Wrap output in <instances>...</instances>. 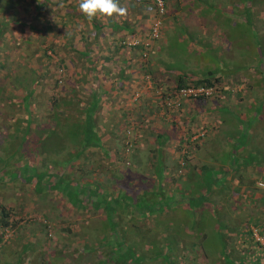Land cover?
I'll list each match as a JSON object with an SVG mask.
<instances>
[{"label": "rangeland", "instance_id": "obj_1", "mask_svg": "<svg viewBox=\"0 0 264 264\" xmlns=\"http://www.w3.org/2000/svg\"><path fill=\"white\" fill-rule=\"evenodd\" d=\"M15 8L12 0L0 2V18L4 20L3 34L0 33V207L11 208L6 219L13 222L11 226L0 225V264H100L107 258L112 261L109 264H227L226 257L247 264H255L253 259L259 257L264 264V247L249 242L244 230L258 226L264 232V32L258 28L251 31L249 27L244 36L240 30L228 32L224 37L234 44L232 48L239 55L227 49L220 52L219 43L215 46L212 41L200 54L188 53L183 50L185 42L178 47L172 35L166 34L160 54L162 62H171L170 65L182 68L186 75L195 72L196 77L217 76L221 83H217V92L201 99H181L178 106L169 109L159 96L166 82L151 76L162 83L156 84L154 90L163 111L172 113L166 133H135V119L128 115L120 119L123 133L116 135L122 138L121 147L115 141L118 155L111 158L114 161L111 165L109 157H101V150L94 147L86 148L77 158L50 162L35 152L38 139L34 131L22 142L6 131L9 129L5 127L7 109H14L21 93L40 80L31 93V109L38 116L25 121L29 129L37 128L32 121L36 119L51 128L52 121L43 117L49 112L48 95L55 92L69 108L72 104L76 110L80 109V96L75 87L67 84L66 68L52 49L40 48L38 38L32 39L28 33L25 37L26 27L14 22ZM19 33L21 38H17ZM137 45L141 54L142 45ZM147 55L144 52L143 59ZM58 66L64 70L59 83ZM172 84L167 86V91ZM135 93L131 92L127 105L137 101ZM145 122L149 124L154 119L145 118ZM205 123L208 127L195 129ZM128 128L131 146L125 151ZM200 130L203 134L193 140L191 136ZM134 140L137 146L133 145ZM241 140L242 146L234 151L235 144ZM77 149L80 150L79 146ZM250 150L253 155L249 157ZM110 153L114 154L113 150ZM162 162L167 170L158 178L157 164ZM201 176L217 182L210 181L209 187L199 185ZM90 184L96 191L93 192ZM204 192L200 206L204 207L207 224L214 232H207L203 238L195 234L188 237L184 230L174 231L182 239L178 241V249L171 250V262L164 253L177 239H164L167 227L177 229L175 222L187 214L181 205L187 206L192 197ZM164 193L172 195V200L164 199L165 212H159L160 207L153 205L141 206L144 197L154 198L161 205ZM105 197L111 198L114 208ZM190 212L195 216L196 212ZM216 226L222 227V238L218 237ZM123 228L125 238L119 237ZM156 232L160 236L153 234ZM221 240L225 243L223 251L213 248ZM95 242L97 245L92 248L90 244ZM24 244L26 248L21 250ZM139 244L145 245L135 249ZM188 244L185 250L183 247ZM101 249L103 255L107 254L104 258ZM156 249L160 256L154 261L151 257L142 258ZM182 251H188L189 258H183Z\"/></svg>", "mask_w": 264, "mask_h": 264}, {"label": "crops", "instance_id": "obj_2", "mask_svg": "<svg viewBox=\"0 0 264 264\" xmlns=\"http://www.w3.org/2000/svg\"><path fill=\"white\" fill-rule=\"evenodd\" d=\"M12 1L16 5L14 22L26 27L25 37L28 33L32 39L38 38L40 48H51L64 64L67 75L65 80L76 88V93L80 96L81 111L75 115L85 118L82 108H93L90 117L93 119V131L99 137V144L89 148L100 149L101 157H109L110 165L114 162L111 158L117 154L115 141L121 147L122 138L118 139L116 135L123 133L121 118L132 116L135 119V133L140 135L166 133V124L172 113L165 109L163 111L161 99L155 92L156 84L161 82L154 79L164 80L166 85L163 87L167 88L178 74L186 75L180 70L182 68L173 63L170 65L171 62H162L160 54L165 47L166 34L172 35L178 47L185 42L183 50L188 53L200 54L204 47L207 48L213 42L215 46L219 43L220 52L227 49L229 53L239 55L240 52L232 48L234 44L224 37L228 32L240 30L241 36H244L246 27L251 31L258 28L260 32H264V0H164L166 8L162 15L161 33L151 40L147 58L143 59L139 53L140 45L128 47L121 45L119 40L128 37L144 39L148 36L154 12L150 0H120L121 6L127 8L126 15L110 18L98 14L92 20H88L79 10V0ZM0 21L4 20L0 18ZM16 35L17 38L22 37L21 33ZM235 45L240 47L242 43ZM190 75L196 77L195 72ZM132 91L136 92L137 101L127 105ZM150 117L154 122L147 124L145 118ZM203 127H208L207 123L195 129ZM237 143L234 151L242 146L237 147ZM133 145L137 146L135 140ZM112 150L114 154L110 153ZM165 169V162L157 164L155 175L160 178L162 174H166ZM167 195V198L172 196ZM185 206L181 205L183 209ZM161 207L165 212L164 204ZM203 208L198 204L190 210L196 212L195 216L190 212L191 219L196 221L195 226H191L194 230L199 224L207 227ZM185 220L181 218L175 222L177 230L187 231L189 227L185 225ZM167 229L170 230L169 226ZM178 235L174 245H178L182 239ZM25 246L24 244L21 250Z\"/></svg>", "mask_w": 264, "mask_h": 264}, {"label": "trees", "instance_id": "obj_3", "mask_svg": "<svg viewBox=\"0 0 264 264\" xmlns=\"http://www.w3.org/2000/svg\"><path fill=\"white\" fill-rule=\"evenodd\" d=\"M18 24H21V23H18ZM3 27H4V21H0V33L1 34H3ZM43 54H44V52H43ZM1 62H2V59L0 58V65H1ZM187 75L178 74L174 78L171 88H176V87H179L181 85H186V84H206V85H209V84L214 83L215 85H217V87H218V84H221L220 79L215 75L207 74V75H202L200 77H190V76L187 77ZM32 79H33V75H32ZM39 82H40V80L34 81V83L30 85V88L25 93H21L20 102L15 104L16 106L14 109L12 107H11V109H7V110H9V114L6 115L7 120H6L5 127H6V129L7 128H9V129H7L6 131H9L11 133V135H14L17 139L19 138V142H22V141L28 139L30 132L34 131L36 133L37 139H38V142H37L36 148H35L36 149L35 152L40 153L46 160H48L50 162H52L53 160L63 161V160H68L69 158H70V160H71V158H77L86 150L85 149L86 147L94 146L95 144L98 143V140H99L98 135H96V133H94V131H93L94 123H93V119L90 117V113L92 112L93 108L91 106H89L87 108H82V112H84L86 117L85 118H79L75 114L79 113L81 111V109L76 110L72 104H70L72 108H69L66 105V102H64L60 99V95H57L55 92H53L52 94L48 95L49 106H48L47 110L49 112L44 114L43 117L47 118L49 121L51 120L54 127H51L52 130H50L51 128H49V126H45L46 125L45 123L41 124L36 119V120H32V121H35L34 126L37 128H30L29 129V125L27 124L25 119L26 118L35 119L38 116V114H35V116H34V113L31 109V107H32L31 106V93L34 91V87ZM53 86H54V84H52V87ZM166 89L167 88H163V89L161 88L160 89L159 96H160L161 100H162V97L165 93L164 90H166ZM219 91H221V90H219ZM198 98L201 99L203 97H198ZM21 104H22V106H20ZM31 113H33V114H31ZM0 114H2L1 111H0ZM12 118H17L18 119L17 122L16 121L10 122L9 119H12ZM29 122H31V120ZM39 123H40L41 127H39L40 126ZM16 124H18V125H16ZM45 128H47V129H45ZM53 141L56 143H54ZM242 142H243V140L238 141L236 146L237 147L241 146ZM1 143H3L2 140H1ZM52 143L54 144V146L51 147ZM3 144H5V143H3ZM67 144L70 145L71 147L74 146L75 148L69 149L66 146ZM78 146H79L80 150L77 149ZM47 147H50V148L46 149ZM249 152L250 153L248 154V156L250 157L251 155H253V153L251 152V150ZM77 154H78V156H76ZM179 159H181V158H179ZM182 164H183V161H182ZM210 181L217 182V181H214L213 179L208 181L207 178H202V176L200 177V180L197 182L199 183V185L203 184V186L206 185V187H209ZM90 185L93 186V184H90ZM87 189H88V191L91 190V189H89V187H87ZM92 190H93V192L96 191L95 186H93ZM207 191H209L208 188L205 189L206 193H207ZM205 192L203 193V195H202V193H200L199 195L192 197V199H191L192 201H190L189 204H187V206H185L186 208L184 210H186V212H187L186 217H185V219H186L185 225H187V227H189V228L187 229V231H184V232H185V235L188 237H190V234H195L196 237L200 235L201 237L204 238V236L207 232H214V231H212V229L210 230L211 227L208 224H207V226H208L209 230H208V228L206 230L204 228V225H200V224L197 226V229H198L197 231L194 230L193 228H191V226L192 227L195 226L196 221L194 219H191L190 210L193 209V207H195V205L201 204V202L205 198ZM101 194H103V193L101 192ZM88 196H91V195H88ZM243 196H247V195H243ZM164 197L167 198L168 195L166 193H164V196L161 197V198H163V201L160 200L161 205H159V203H157L154 198L147 200L148 198L144 197V200H142V201L140 200V202H142L141 206L144 207V206L150 205V207H151V205H153L154 207H160L159 212H164L162 210V207H161L162 204H165L164 203ZM168 199L172 200V198H170V197ZM105 200H107L109 202L108 205H110L111 207L114 208L115 203L112 204L111 198L109 199L108 197L107 198L105 197ZM121 206L124 207L123 205H121ZM10 210H11L10 207L8 208L7 206L4 207L1 205V207H0V225H6V224L8 225L9 224L11 226L13 224V222H8L6 219L8 214L11 212ZM208 218H210V217H208ZM213 219L215 222L216 216H213ZM219 219L220 218H218V220ZM121 225H122V223H121ZM169 228H170V230L167 229L168 231L165 233L164 239H170L172 237L174 238L179 233V232L175 233L174 231H180L177 229L173 230L171 228V226H169ZM216 228L218 229L216 231H218V233H220V236H218V237L222 238L223 237L222 236L223 231L220 230L222 227L216 226ZM244 230H246V233L249 235V237H248L249 242L254 243L256 246H259L260 248L264 247L263 245L258 243V241L254 240V238L251 234L250 228L247 227ZM257 230L261 235H264V232L260 231V228L258 226H257ZM236 231L239 232L240 229H238ZM100 232H102V231H100ZM157 232H159V231H157ZM157 232L153 233V234L156 235ZM168 232H170V233H168ZM159 234H157V236H160ZM125 236L126 235H125V229H124L123 234H120L119 237L125 238ZM96 237H98V235H96ZM193 244H195V243H193ZM96 245H97V242H95L94 244H90V246H92V248H95ZM144 245L145 244H143V245L139 244L138 246H134V248L135 249H142L144 247ZM176 246L177 245L173 244L171 247H169V250L164 253V254H166L168 260H170L171 262L173 261L171 250L174 249ZM188 246L189 245H187L186 247H183V248H186L185 250H187ZM213 246H214L213 248H215V249L220 248L219 250L223 251L222 247L223 248L225 247V243H223V241H222L221 244L217 243V245H213ZM24 248H26V246ZM176 249H178V248L176 247ZM85 250L87 251V249H85ZM103 250H104V248H103ZM103 250H102L101 255L104 258L105 255H107V254L104 253V255H103V252H104ZM113 250H115V249H113ZM117 251H119V250H117ZM133 251H135V250H133ZM131 254H132V251H131ZM135 254H136V251H135ZM203 255H204V252H203ZM89 256L92 257L91 255H89ZM158 256H160V253H159V250L156 249L151 254H144L142 256V258L146 259L148 257H151V258H153V259H151V261H154V259L157 258ZM162 256H163V254L161 255V257ZM182 256H183V258H189L188 257L189 256L188 251H186V252L182 251ZM116 257L120 258V256H116ZM107 259L102 263L100 262V264H103V263L109 264L110 262H112L111 260L109 261ZM226 260H228L227 264H247V262L240 261V260L233 262L227 257H226ZM140 261H143V260H140ZM253 261H254L253 263H255V264H261V259L259 257H255L253 259ZM155 263H153V264H155ZM17 264H19V263H17ZM41 264H49V263L41 262Z\"/></svg>", "mask_w": 264, "mask_h": 264}, {"label": "built area", "instance_id": "obj_4", "mask_svg": "<svg viewBox=\"0 0 264 264\" xmlns=\"http://www.w3.org/2000/svg\"><path fill=\"white\" fill-rule=\"evenodd\" d=\"M154 7L153 16L151 17L149 24L148 36L144 39L140 40L137 37H131L128 39H122L120 41L121 44L125 46H135L137 44L142 45V53L141 56L144 57V52L147 53V50L150 46V41L159 36L160 26L162 23V15L165 11V1L164 0H150ZM64 70L61 66L57 67V83L62 81ZM218 87L214 83L206 85V84H186L181 85L176 88H171L166 91L162 97V104L167 108H173L180 104L181 99L187 98H195V97H208L217 92ZM136 94V93H135ZM137 95V94H136ZM136 97V96H135ZM134 97V98H135ZM203 130L196 132L195 135H192L191 138L194 140L197 136L203 134ZM125 151H127L131 146V139L129 137L130 128L125 131ZM182 164V160L180 162ZM251 234L254 240L258 241L261 245L264 246V237L261 235L256 228H251Z\"/></svg>", "mask_w": 264, "mask_h": 264}, {"label": "clouds", "instance_id": "obj_5", "mask_svg": "<svg viewBox=\"0 0 264 264\" xmlns=\"http://www.w3.org/2000/svg\"><path fill=\"white\" fill-rule=\"evenodd\" d=\"M78 7L88 20L98 14L110 18L127 14V8L121 6L120 0H79Z\"/></svg>", "mask_w": 264, "mask_h": 264}]
</instances>
